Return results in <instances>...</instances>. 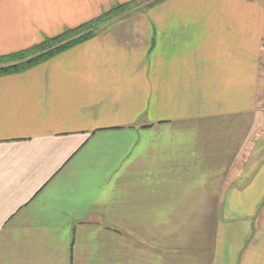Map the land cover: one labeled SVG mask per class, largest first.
I'll use <instances>...</instances> for the list:
<instances>
[{"label": "crops", "instance_id": "0c3cea01", "mask_svg": "<svg viewBox=\"0 0 264 264\" xmlns=\"http://www.w3.org/2000/svg\"><path fill=\"white\" fill-rule=\"evenodd\" d=\"M131 1L0 0V56ZM133 19L0 76V264H264V0Z\"/></svg>", "mask_w": 264, "mask_h": 264}, {"label": "trees", "instance_id": "16d2710c", "mask_svg": "<svg viewBox=\"0 0 264 264\" xmlns=\"http://www.w3.org/2000/svg\"><path fill=\"white\" fill-rule=\"evenodd\" d=\"M125 6H130V4H118L115 5L113 8L109 9V11L103 13L100 17L95 18L83 25H80L74 29H68L63 31L61 34L52 37L46 38L40 44L32 47L26 51L10 54L8 56H0V64H8L10 65L11 62L17 63L15 65L10 66H0V76L21 73L24 72L40 63L45 62L46 60L54 57L61 52L75 46L78 43H81L84 40H87L89 37L87 36L88 30L92 28V26L97 25L98 23L102 22V20L108 17L113 11H121L120 9H124ZM116 11V13H117ZM111 16V15H110ZM42 51H45L41 54ZM36 56L32 57L33 55L37 54ZM28 57H32L28 59ZM29 60V62L21 63L24 60Z\"/></svg>", "mask_w": 264, "mask_h": 264}, {"label": "rangeland", "instance_id": "374dc122", "mask_svg": "<svg viewBox=\"0 0 264 264\" xmlns=\"http://www.w3.org/2000/svg\"><path fill=\"white\" fill-rule=\"evenodd\" d=\"M163 1H165V0H133V1H131V2H129L128 4H130V6H125V8L123 9H120L121 11L119 12V11H117V10H115V11H113L108 17H106V18H104L103 20H102V22H100V23H98L97 25H95V26H92V28H90L89 30H88V33H87V36L89 37L87 40H84V41H82L81 43H78V44H76L75 46H73V47H71V48H69V49H66L65 51H63V52H66V51H68V50H70V49H72V48H74V47H76L77 45H79V44H82V43H84V42H86V41H88V40H91V39H93L94 37H96V35H98V33L100 32V27L102 26V24L103 23H106V22H112L113 20H115V21H117V20H134L133 19V17H135L138 13H140L143 9H149V8H151V7H154V6H157V5H159V4H161ZM122 5V4H121ZM114 7V6H113ZM112 7V8H113ZM116 11H117V13H116ZM130 11V12H129ZM107 12V11H106ZM126 12H128V13H130V14H127ZM121 15H123L122 17H120ZM119 16V17H118ZM103 31V30H102ZM45 51H42L41 52V54L42 53H44ZM63 52H61V53H63ZM36 55H38V53L37 54H35V55H33L32 57H34V56H36ZM32 57H28V59H30V58H32ZM52 58V57H51ZM26 62H29V60H24V61H22L21 63H26ZM19 62H17V63H14V62H11L10 63V65H15V64H18ZM41 64V63H40ZM10 65H8V64H5V65H3V64H0V66L1 67H4V66H10ZM39 65V64H38ZM38 65H36V66H38ZM36 66H34V67H36ZM34 67H32V68H34ZM31 69V68H30ZM29 70V69H28ZM27 71V70H26ZM25 72V71H24ZM261 214H264V208H263V210L261 211ZM258 226H261L262 227V229L264 228V220H262V222H260V225H258Z\"/></svg>", "mask_w": 264, "mask_h": 264}]
</instances>
